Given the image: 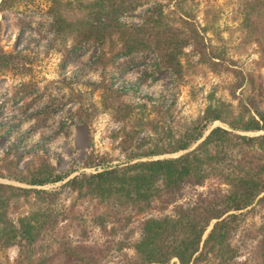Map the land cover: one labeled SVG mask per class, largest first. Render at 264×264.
<instances>
[{
  "label": "trees",
  "instance_id": "obj_1",
  "mask_svg": "<svg viewBox=\"0 0 264 264\" xmlns=\"http://www.w3.org/2000/svg\"><path fill=\"white\" fill-rule=\"evenodd\" d=\"M20 1L0 0V12ZM197 3L88 0L84 4L79 0H51L46 13L54 38L62 39L66 58L95 44L100 54L93 64L106 70L122 56L131 61L135 54L151 51L159 68L171 71L182 81L188 71L185 48L191 46L199 63L208 64L211 72L234 75V97L245 85L251 93H241L237 108L232 103L215 102L211 95L204 115L162 152L130 156L126 163L114 166L105 159L88 163L89 168H105L96 173L71 178V172H56L42 162L23 174L12 161L4 160L0 178L21 184L0 181V253L5 255L18 247L14 264H100L104 250L92 246L55 239L48 245L50 250L42 249L47 233L68 219L72 209L69 213L52 209L64 188L74 192L77 201L96 204L92 222L112 239L125 233L136 218L146 216L141 222L140 240L134 246L135 257L125 256L122 264H264V221L255 235L246 236L255 240L251 248L244 239L234 243L247 214L264 209V79L256 84L251 74L226 60L209 37V33L220 37L216 29L218 13L210 7L201 24ZM140 4L153 5L142 23H123L120 18ZM244 6L242 25L251 28L249 32L264 54V0H244ZM84 13V19H80ZM18 58L0 46V76L17 70L21 66ZM31 89L25 94L29 95ZM106 93L114 100L106 105L115 107L119 114L132 108L120 100L117 91L109 89ZM217 122L225 126L215 127ZM159 155L162 157L154 159ZM61 182L65 183L54 190L38 189ZM187 187L207 190L194 201L180 204ZM30 203L38 205V210L20 215ZM170 208V215L150 216ZM12 212L19 216L13 217ZM126 243L118 241L117 251L126 249ZM244 252L248 256L239 261Z\"/></svg>",
  "mask_w": 264,
  "mask_h": 264
},
{
  "label": "rangeland",
  "instance_id": "obj_2",
  "mask_svg": "<svg viewBox=\"0 0 264 264\" xmlns=\"http://www.w3.org/2000/svg\"><path fill=\"white\" fill-rule=\"evenodd\" d=\"M196 2L201 24L204 12L210 7L218 13L216 29L220 37L211 33L209 37L214 39L219 51L259 84L264 79V54L256 37L250 34L251 28L244 29L242 25L244 0ZM50 3L51 0H21L19 5L0 12V46L18 56L22 66L0 76V168L4 160H9L23 174H29L42 162L56 172H71V178L96 173L105 168H89L88 163L105 159L114 166L126 163L130 156L162 152L204 115L211 95L215 102L232 103L237 108L241 93L244 96L251 93V88L245 85L243 92L237 89L234 97L231 92L237 80L234 75L211 72L208 64L199 63V56L192 53L191 46L185 48L188 71L182 81L171 71L159 68L158 59L151 51L135 54L131 61L122 56L106 70L93 64L100 54L95 44L84 46L76 55L66 58L62 39L54 38L46 13ZM152 6L140 4L120 19L125 24L139 26ZM84 17L85 13L79 16ZM261 28L262 25L260 32ZM29 88L32 92L26 95ZM108 88L117 91L120 100L132 108L121 114L115 107L109 108L106 104L114 100L106 93ZM216 126L225 124L217 122ZM0 181L21 185L1 178ZM64 183L38 189L54 190ZM206 190L185 188L180 204L194 201ZM95 205L77 201L74 192L62 189L52 209L68 213L72 209L68 219L47 233L44 252L58 239L104 250L100 264H122L125 256L135 257L134 246L140 240V226L146 216L136 218L125 233L112 239L93 224ZM38 208L30 203L20 215ZM171 213L172 208L150 216ZM18 214L12 212L15 218ZM262 221L264 209L249 212L234 243L240 244L244 239L247 248H251L255 240L246 236L255 235ZM110 240L114 243L110 244ZM121 240L127 242V248L117 251V242ZM247 254L244 252L238 260L244 261ZM18 255L19 248L13 247L5 255L0 253V262L14 264Z\"/></svg>",
  "mask_w": 264,
  "mask_h": 264
}]
</instances>
